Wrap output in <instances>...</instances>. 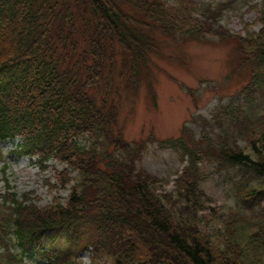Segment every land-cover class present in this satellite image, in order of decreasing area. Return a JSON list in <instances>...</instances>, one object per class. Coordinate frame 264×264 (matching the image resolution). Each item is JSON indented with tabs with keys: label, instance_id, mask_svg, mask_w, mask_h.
Returning a JSON list of instances; mask_svg holds the SVG:
<instances>
[{
	"label": "trees",
	"instance_id": "obj_1",
	"mask_svg": "<svg viewBox=\"0 0 264 264\" xmlns=\"http://www.w3.org/2000/svg\"><path fill=\"white\" fill-rule=\"evenodd\" d=\"M234 1L0 0V139L19 136L40 165L55 158L77 173L59 174L60 188L71 186L65 203L2 197L0 264H21L25 252L8 247L9 226L25 248L53 229L86 227L90 264H264V138L255 125L264 122V103H255L264 95V0L258 30L231 34L218 23ZM155 31L234 40L249 76L236 101L202 119L198 137L183 126L161 141L186 162L170 191L138 165L145 142L124 138L109 97L115 73L132 87L148 70L161 47ZM204 163L227 177L233 206L206 194Z\"/></svg>",
	"mask_w": 264,
	"mask_h": 264
},
{
	"label": "rangeland",
	"instance_id": "obj_2",
	"mask_svg": "<svg viewBox=\"0 0 264 264\" xmlns=\"http://www.w3.org/2000/svg\"><path fill=\"white\" fill-rule=\"evenodd\" d=\"M193 1L200 4L219 0ZM260 4L261 0L234 1V6L223 14L222 20L219 19V27L231 34L243 33L246 28L258 30L257 11ZM155 32L161 44L160 52L150 55L151 62L143 77L129 87L125 83L127 81L124 74L118 76L115 73L109 93L117 105L118 123L124 137L130 142H147L140 164L166 181V189L171 190L173 179L185 164L184 158L181 160L179 152L160 141L177 137L184 124L198 135L203 128L202 119H211L214 109L221 103H226L230 97L236 101L241 94L242 85L248 79V70L239 65L234 40L220 41L214 36L201 39L184 36L180 39H163ZM115 58L120 60L121 57L115 55ZM119 70L120 62L111 74ZM145 74L148 76L144 77ZM255 103H264V95L259 96ZM209 124L208 131L212 137L217 136L219 125L215 122ZM255 125L264 138V122L257 121ZM224 127L234 128L230 123H225ZM81 142L86 144V139H81ZM239 143L243 144L242 141ZM261 143H264V139ZM14 146L15 143L11 141H0V195L8 189L15 191L20 199L22 196L32 198L40 206L52 203L57 195L65 201L70 194L69 190L57 191L47 186V183L55 184L57 173L65 165L57 160H50L46 168L40 170L27 157H17L11 153ZM201 167L208 176L203 183L206 194L217 205L233 206L234 197L227 177L209 163H204ZM75 174L73 172L72 177ZM55 244L54 248L50 249L46 245L37 253L34 247L23 263L51 264L52 252L62 246L63 242ZM79 250V260L88 264L89 253L87 250Z\"/></svg>",
	"mask_w": 264,
	"mask_h": 264
}]
</instances>
